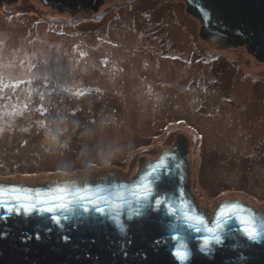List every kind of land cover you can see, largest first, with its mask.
<instances>
[{"label":"rangeland","instance_id":"1","mask_svg":"<svg viewBox=\"0 0 264 264\" xmlns=\"http://www.w3.org/2000/svg\"><path fill=\"white\" fill-rule=\"evenodd\" d=\"M0 73L32 81L0 93V182L129 184L185 138L198 213L264 217V59L187 0H0Z\"/></svg>","mask_w":264,"mask_h":264},{"label":"water","instance_id":"2","mask_svg":"<svg viewBox=\"0 0 264 264\" xmlns=\"http://www.w3.org/2000/svg\"><path fill=\"white\" fill-rule=\"evenodd\" d=\"M48 1L77 8L87 7L97 0ZM187 1L200 15L207 30L229 36L241 34L249 49L259 59H264V0ZM173 153L176 160L168 161L172 165L171 174L162 181L158 193L163 196L166 190L177 206L181 198L186 200L195 214L203 216L209 226H215V222H208L205 215L198 213L195 201L188 198L184 173L188 160L185 138H180ZM176 163L181 166L177 168ZM117 183L120 181L92 184L107 188ZM0 186L13 185L0 182ZM51 187L54 186L23 189L44 193ZM237 203L242 205V201ZM141 211L142 216L133 214L130 218L131 210H123L120 219L127 231L120 233L107 218L95 228L85 227L75 219L64 221L65 227L61 228L48 219V213L44 214L46 222L42 224L39 213L7 216L0 209V264H180L173 255L176 241L170 239L172 229L168 226L170 217L166 205L158 210L153 205ZM241 227L233 219L227 227L228 235L223 245H213L211 253H202L201 237L208 233H197L181 226L180 235L192 253L186 264H264V237L248 241ZM65 235L69 238L67 241Z\"/></svg>","mask_w":264,"mask_h":264},{"label":"snow or ice","instance_id":"3","mask_svg":"<svg viewBox=\"0 0 264 264\" xmlns=\"http://www.w3.org/2000/svg\"><path fill=\"white\" fill-rule=\"evenodd\" d=\"M45 79L47 78L45 77ZM4 80L3 73H0V93L9 87L15 91L19 84L32 83L31 80H18L8 84ZM30 97L31 90H29ZM41 99H43V94H41ZM24 108H27V104L24 105ZM40 111L43 114L47 110L41 107ZM7 114L22 113L13 111ZM60 122L62 123V121ZM38 123L46 129L47 135L53 141L63 131L58 125L53 128L45 125L43 121ZM169 160H176L174 153H166L157 161L151 162L148 169L131 184L117 183L107 188L92 183L79 185L76 182H68L64 185L51 187L44 193H33L28 189L16 186H0V209H3L7 216L21 214L31 216L33 213H39L42 224L46 222L43 219L44 214L48 213L50 214L48 219L61 228L65 227L64 221L73 219L85 227L95 228L104 224L105 218H107L118 232L125 233L126 225L120 219L125 208L131 210V218L133 214L142 216L144 214L142 209H151L155 205L158 210L159 207L166 205L167 215L170 217L168 226L172 229L170 239L176 241L173 246V255L180 264H186L192 255L185 238L180 235L181 226L197 233H208L201 237L200 251L202 253H211L213 245H223L228 235L227 227L233 219L242 226L240 231L248 241L255 242L264 237V217L258 218L251 210L239 203L222 205L216 215L215 226H209L203 216L192 211L186 200L181 198L177 206L174 205L166 190L161 196L157 189L162 181L171 174L172 165L168 163ZM175 166L179 168L181 165L176 163ZM82 213L86 215H82ZM36 238L39 239V236L37 235ZM64 239L67 241L69 238L65 235Z\"/></svg>","mask_w":264,"mask_h":264}]
</instances>
